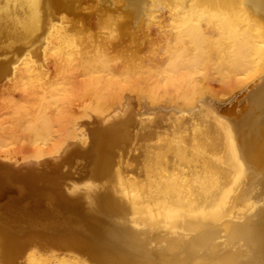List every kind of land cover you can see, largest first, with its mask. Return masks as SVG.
<instances>
[{
	"label": "bare ground",
	"instance_id": "6f19581e",
	"mask_svg": "<svg viewBox=\"0 0 264 264\" xmlns=\"http://www.w3.org/2000/svg\"><path fill=\"white\" fill-rule=\"evenodd\" d=\"M99 1H105L102 2L103 8L109 2H96ZM120 1L131 7L141 23L152 22L160 26L158 18L163 13L167 24L165 29L159 28L161 40L156 38L160 33L152 37L161 43L156 42L159 47L155 48L160 51L156 56L144 52L150 57L147 60L142 57L146 60L144 63L138 64L136 58L137 64L131 65L136 63L132 59L130 66L116 71L118 69H114L111 56L106 51L98 49L90 53L91 56L80 53L75 37L66 31L60 21L52 20L56 10L71 9L73 0H0V53H11L7 64L0 61V75H6L4 83L27 92L32 96V102L36 103V107L31 108L26 103L29 101L27 98L14 110L9 104L13 114L16 111L23 118V123L25 120V126L21 125L23 131L29 132V129L35 136L40 134L48 141L55 136H50L53 127L60 120V126L64 123L59 115L67 97L65 81L56 87L51 84L55 82L50 81V76L54 78L56 75L48 76L45 63L37 61L39 54H42V59L47 54L53 57L50 61L59 60L63 66H68L64 68L60 63L59 70L72 68L79 71L86 82L88 79L94 85L97 96L108 91L114 95V86H122L130 91L135 88L134 92L139 96L144 94L152 98L155 93L162 94L164 87L163 94L173 89L182 100L173 111L183 114L168 116L165 129L160 133L156 131L153 138L143 145L136 167L124 159V148L119 144L126 138L125 121L110 119L100 128L88 129L90 138L87 146L83 151L79 147L76 152L88 158L98 168L99 175L107 179V192L106 188L100 190L89 182L82 193H76L71 187L66 189L67 194L62 189L60 174L53 178L43 175L40 191L27 194L34 202L49 203L51 210L61 211L64 216L68 213L71 218L73 216L99 232L102 241L96 240L94 233L90 234L92 237L96 235L91 240L92 237L89 239L81 232L82 235L74 236L76 241L69 242L77 247L76 250L81 248L80 251L97 264H254L256 257L264 255V201L254 199L252 191L257 186L259 189V185L264 187V172L256 180L253 169V174L249 175L247 168L250 163L256 167L264 163V132L261 130L264 84L253 94L259 116L236 121L232 136L226 135L220 128L213 129L217 131L213 134L211 128L204 124L201 113L194 108L202 102L198 99L209 80H226L238 75L250 78L264 72V0ZM109 3L107 6L113 7ZM119 16L116 14L111 19V35L126 24L127 20H118ZM135 17H132L133 20ZM150 26L145 27L153 29ZM144 34L147 33H141L142 37ZM154 40L151 45L156 44ZM36 43L41 45V49L32 52L30 48ZM150 49L154 50L152 46ZM47 55L46 58L49 57ZM24 127L27 128L24 130ZM61 129L57 128L52 135ZM66 132L64 140L67 136L75 139L76 130L69 135ZM31 134L30 138L34 139ZM128 170L134 174H128ZM95 172L94 168L91 177H95ZM98 177L93 178L96 183ZM35 183L30 178L24 181L23 186L25 189L34 188ZM259 193L256 192L255 197ZM89 212L121 216L113 225H106L101 216L99 220ZM17 216L9 212L0 214V263L11 264L22 256L18 264H68L67 254L56 258L55 254L39 250L24 253V248L32 242L26 238L20 222L26 226L37 220L31 219L32 216H21L26 219ZM49 219L51 222L48 223L54 222L51 217L45 218ZM69 225L72 226L71 223ZM65 229H70L66 230L70 235L77 233L76 229ZM49 232L52 235L53 232ZM72 237L69 236L70 239ZM53 238L55 241L56 238ZM103 243H108V247H103ZM72 257L77 264L92 263L78 253Z\"/></svg>",
	"mask_w": 264,
	"mask_h": 264
},
{
	"label": "rangeland",
	"instance_id": "374dc122",
	"mask_svg": "<svg viewBox=\"0 0 264 264\" xmlns=\"http://www.w3.org/2000/svg\"><path fill=\"white\" fill-rule=\"evenodd\" d=\"M96 1L97 0H73V5L71 9L56 10L55 16L52 17V20L60 21L61 25L66 29V31H68V33L72 37H75V40H77L79 43L78 48L80 50V53L86 55L88 54L87 56H91L90 53L92 54L96 50L98 51V49H101L102 51L104 50V52H107V55L109 54L111 56L112 59L110 57L109 58L110 61L113 62L112 64L114 65V69H118L116 71H121L125 67L130 66V60L132 59V62H136V58H138L137 62L138 64H141L144 63L148 58H150L148 55H144V52H150L148 54H151L153 57L156 56L158 52H160L157 49L159 47L157 45L160 42L157 41L156 38H160L162 35L161 31L159 30L160 26L163 29L166 28L167 22L165 14L160 13L162 15H160L158 18L160 26H157L158 24L152 22L147 23L144 21V23H141L138 18L136 19L135 14H133V12L131 11V7L127 4L122 3L120 0H108L109 2H111L113 7L111 5L107 6L108 4H110L109 2H107L105 3L104 8L102 5L103 1H99L98 3ZM71 10L74 11L71 12ZM129 12H131L130 16L125 17ZM116 14L120 15L118 17V20L124 19V21H127L125 22L126 24L123 27L117 28L115 30V33L111 35L110 30L113 27L111 19H113ZM131 16L135 17L134 20ZM161 17L164 19H162ZM146 23L149 26L151 25L153 29L145 27L148 26ZM161 24H163L164 26ZM136 25L141 28H143L142 26H144V28L139 29ZM144 29V32L149 35L144 34V37H142L141 33H144L142 32V30ZM158 33H160V36H157ZM154 34L155 36H153ZM152 37H156L154 38L156 40H154ZM153 40L155 43H159H153L151 45L150 42H153ZM148 43L154 49L153 51H150L151 46ZM40 49L41 45L38 43L34 44L30 48L32 52L34 50L40 51ZM46 55L47 54H45V56ZM10 56L11 53H0V61H3L5 64H7L8 62L6 63V61L10 58ZM45 56H43L42 59V54H39L37 61L39 63H45L44 65H46L45 67L50 73L49 74L47 72L48 76L56 75L54 78H52V76H50L51 78H49L50 81L52 79V81L55 82L51 83L52 85L54 84V87L60 85V83L63 84L65 81L64 84H66V86L64 87H66L65 89L67 96L65 102L63 103L61 114L59 115L61 116V118L59 119H62V121L64 122L63 126H60L62 125L61 120L59 123L56 122L58 123V125L56 124L57 126L53 127L54 129H52V133L57 131V128L62 129L61 131H58L53 135L52 133H50V136H55L53 138L50 137V140L48 139V141L47 139L44 140L42 138V135L40 136V134L38 136H35L34 133L32 131L30 132V130L28 129V131L35 136V141L33 137L30 138V133L27 132V130L26 132L22 130L21 125L23 123V118L16 111L13 114L14 111L10 110L12 109L11 106L14 110V107L16 109V106H18L19 104H24L25 102L23 101H26L27 98L30 102L27 101L26 103H29L31 105V108H33V106H35L34 104L36 103L32 102V96L28 95L27 92L25 93L23 91H20L19 88H15V85L11 86L10 84L4 83L6 80V75H0V214L3 212H9L18 215L17 218H24L21 217L24 215L26 218H31L32 216L33 218L31 219H34V221L37 220V222H34V224H28L26 226L25 224L20 222V225L24 227L26 238H30L32 242L29 246L24 248V253L39 250L44 253L55 254L54 257L56 258L65 256V254H67L69 257L68 264H77L73 260L72 255H74V253H78L82 257H86L88 262L90 260L91 263L93 260L89 259V257L87 258V255L84 254V252L80 251L81 248H78V250H76L77 247L75 248V246L71 245L69 242L76 241L74 240V238H76L74 236L82 235L80 234L81 232L84 236H87L89 239H91V235H93L94 233L97 235H95L96 237L94 236L96 240L102 241L103 239H100L101 236L99 235V232L97 233V231H94L89 225H87L83 221H77V218L74 219L73 216L71 218L68 213L64 216L62 214L63 212L61 211H53V208V210H51V208L49 207V203L34 202L31 195L29 196L28 194L40 191L41 187L39 186V184L44 180L41 178L43 175L53 178L61 174L62 189L67 194L69 193L66 189H69L71 187L75 189L76 193H82L87 188L89 182H92V184L99 187L100 190L105 189L108 186L107 179L102 175H99L100 173L98 168H96V166L91 163L88 158H85L83 155L76 152L78 151L79 147L80 150L83 151L84 147L87 146V142L90 138L88 129L102 126L103 124H105V122L109 121L110 119L117 120L119 118L125 121L124 130L126 132V138L120 141L119 144L122 145V147L124 148V159H127L128 162H132V167H136V165H138L140 151L143 148V145L153 138L156 131L160 133L165 129V124L167 122L168 116H174L176 113L177 114L175 116H179V113L183 114V112L178 113V111H175L176 113H174L173 111L174 107L181 105L182 100L180 97L178 98L177 93H175L176 91H172L173 89L171 90L169 87L167 88H169L171 91L166 90V93L163 94V87L161 89L162 94L161 92L155 93L152 98L144 94L143 95L147 97H144L143 95H141V97L136 91V93L134 92L135 88H133L134 90L130 91V89L128 90L122 86H114V90H116V94L114 95L108 90L101 89L104 92H108L101 96H97V93H94V85L89 82L88 79V82H86V79H84L85 77H83L84 75H81L79 71H74L75 69L73 70L72 68L64 70H62L61 68L59 70V67L61 66L58 64H62V62H59V60H57L56 62L55 59L54 61H50L53 60V57L47 55L49 56L48 59ZM139 56H141V58L143 57L144 59H147L144 60L142 58L140 61ZM125 59H129V63ZM121 62H123V64H121ZM137 62L132 63L131 65H136ZM10 63L11 61H9V64ZM124 63H126L125 66ZM65 66H63L62 64V67H68ZM55 67L58 68L57 71ZM77 69L79 70V68ZM67 70L69 72L71 71L72 73L69 74ZM60 78L63 80V82H61L62 80ZM63 78H65V80ZM88 83H90V85ZM263 84L264 72L250 78H245L243 77V75H238L234 78H228L226 80H220L218 78L211 79L206 84V88L203 87L204 91L202 92V94H200V97L198 99L199 101L202 99V102L196 105L194 110L201 113L200 115L204 120V124H206L209 129L211 128V130L213 131V129L215 128H217V130L218 128H220L221 131H225L226 135L232 136L235 134L234 124L236 121L240 119L256 118L259 116V111H257L253 101V94L257 90V88ZM17 90L19 93L21 92V96H19L20 94L17 92ZM9 104H11V106ZM184 114L186 113L184 112ZM17 119L18 121H20L21 124L17 123ZM72 122L74 123V125ZM93 123L94 125H92ZM25 124L26 123L24 120L23 125L25 126ZM261 127V130L264 132V120ZM26 128L27 127H24V130ZM66 130H69L70 132H66ZM74 130H76L75 139L72 140L70 139L71 136H67L68 139L66 138L64 140V138L66 137H63V135H66L64 133L66 132L69 135V133L71 134ZM215 131H213V134H216L217 131ZM27 135L29 136V139L27 138ZM30 139L34 140L35 143L32 140L30 141ZM68 142L70 144H73L71 145L73 148L69 149L71 146ZM74 144L78 145V148L76 145V147H74ZM66 145L67 147H69L68 150ZM74 151L78 154H75ZM89 163L91 165H89ZM249 165V168H247L248 174H256V180L261 178L262 173L264 172V163L262 164L263 166H258L260 167L259 169L251 163ZM93 166H95L94 168L97 172H95V177H91L94 174ZM253 166L257 169H255ZM88 167L91 168L88 169ZM127 172L128 174H134L132 171L129 170ZM88 176H90L91 179L88 178ZM97 176H99L97 178V183H99V185L96 183L95 179H93ZM30 178L36 181L35 187L25 189V187L23 186L24 181L29 180ZM260 188L261 187L259 185V189ZM259 189L258 186L254 188V190L252 191V195H256V192L259 193ZM263 189L264 187L261 188L262 191L260 190L258 196H253L254 199L257 198L260 199L261 202L264 201ZM107 191L108 190L106 188V192ZM84 212L88 213L86 210H84ZM58 213H60L61 217L60 215H58ZM90 215L94 216L96 219L99 220L102 217L101 221L106 225H113L115 220H118L121 216L118 215V217L114 214L106 215L103 213H90ZM37 216H40V218H38ZM115 216L116 218H114ZM50 217L51 220H54V222L52 221V223H48L50 219L48 221L45 220V218L48 219ZM110 218H113L114 220ZM61 219L66 220V222L63 223L64 220ZM107 220L113 222L110 223ZM55 221L58 224H54ZM69 223H71L72 226H70ZM81 223L83 224V226ZM45 224L47 226H45ZM51 225L54 228L50 227ZM54 225L56 226V228ZM66 227L76 229L77 231V233H74L75 235L72 234L73 237L71 239L69 238V236L71 237L72 235L67 232L70 229H65ZM89 229L92 230L89 231ZM49 231L53 232L52 235L56 238L55 241L54 238L52 239L53 236L50 235L51 233ZM86 231L88 234L86 233ZM58 233H60L61 236H59ZM66 237L67 239H65ZM94 237H92L91 240H93ZM58 239L59 242L57 241ZM104 241L106 243L107 240ZM105 243H103V245H105L103 247H108V243ZM68 244L70 245V247H67L69 246ZM257 259L260 260L258 261ZM20 261H22V256L17 257L15 261L11 264H18ZM254 262V264H258L256 262H260L259 264H261L262 262V264H264V255L261 257H256ZM91 264L97 263L94 261Z\"/></svg>",
	"mask_w": 264,
	"mask_h": 264
}]
</instances>
